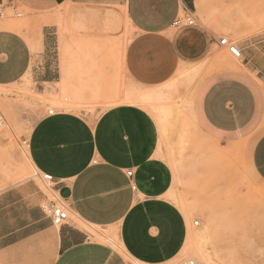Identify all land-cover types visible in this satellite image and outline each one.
Masks as SVG:
<instances>
[{"label": "crops", "instance_id": "0c3cea01", "mask_svg": "<svg viewBox=\"0 0 264 264\" xmlns=\"http://www.w3.org/2000/svg\"><path fill=\"white\" fill-rule=\"evenodd\" d=\"M87 3L125 6L132 36L121 61L134 85L149 91L171 85L177 74L208 60L196 77L194 121L210 138L245 142L247 166L264 184V0H0V7L22 8L32 17ZM189 16L192 24H174ZM19 32L0 29V85L28 73L38 87L56 83L53 33L42 27L33 47ZM221 38L241 51L237 64L226 55L221 59L218 51H227ZM26 154L30 168L58 182L55 192L78 221L57 229L51 264H129V258L164 264L183 249L188 224L172 202L174 174L148 110L115 104L97 117L76 110L45 115L30 131ZM43 201L35 182L9 186L0 179V264H47L56 232ZM88 228L105 230L95 233L114 238L121 248L96 239Z\"/></svg>", "mask_w": 264, "mask_h": 264}, {"label": "rangeland", "instance_id": "374dc122", "mask_svg": "<svg viewBox=\"0 0 264 264\" xmlns=\"http://www.w3.org/2000/svg\"><path fill=\"white\" fill-rule=\"evenodd\" d=\"M123 9L125 6L117 3L66 4L51 13L30 17L25 9L0 7V29L20 31L35 47L42 27H47L57 43L56 83L38 87L28 73L15 83L0 85V114L4 119L0 129V179L9 186L35 182L44 196V209L57 195L47 189L26 160L30 131L43 116L76 110L97 117L115 104H133L148 110L156 120L155 115L169 105L174 110L164 123L166 134L161 147L163 159L168 164L167 156L173 160V166L169 164L174 174L172 202L178 207L175 200L183 203L188 211L187 217L179 207L186 217L190 240L164 264H264V184L247 166L245 142L210 138L194 121L191 102L198 79L178 86L174 103L158 97L147 103H124L126 93L152 96L165 86L149 91L125 77L121 59L132 29ZM218 53L222 60L226 55L237 64L226 50ZM207 62L196 67L203 69ZM65 72L66 84L62 83ZM114 94L117 98L110 96ZM68 217L67 222L76 226L78 221L70 213ZM51 226L55 232L60 228ZM95 231L87 229L88 234ZM52 239L50 236L47 245V264L58 252L57 232L56 244Z\"/></svg>", "mask_w": 264, "mask_h": 264}, {"label": "bare ground", "instance_id": "6f19581e", "mask_svg": "<svg viewBox=\"0 0 264 264\" xmlns=\"http://www.w3.org/2000/svg\"><path fill=\"white\" fill-rule=\"evenodd\" d=\"M127 22V21H126ZM128 23V22H127ZM129 24V23H128ZM237 60V59H235ZM228 65V64H227ZM225 66V65H224ZM233 66V65H232ZM233 68V67H232ZM69 73V72H68ZM200 73V68L199 67H192L190 69H187L179 74H177V77L176 79L171 82H173V84L171 85H167L163 88V90L160 91V93L158 94H154L151 96L149 95L148 93L146 94H143V95H137V96H132V95H127L126 94V97H125V101L124 103H147V101L153 99L155 100L156 97H158V99H161V100H165V101H168V102H172L174 103V100L176 98V94H177V89H178V86L180 85H189ZM62 83H65L68 81V74L65 72V75L63 74L62 75ZM79 93V92H78ZM77 93V94H78ZM155 95V96H154ZM159 95V96H157ZM78 97V96H77ZM77 99V98H76ZM122 103V102H121ZM64 108H69L71 109L70 107H68V105H62ZM166 109L161 111L160 113L158 112L156 115H155V118L159 124V132H160V135H161V139H164L165 137V134H166V130H165V126H164V123L166 121V119L171 115L172 111L174 110L173 108H170L169 105H166L165 106ZM68 109V110H69ZM177 110V109H176ZM177 112V111H176ZM52 113V112H51ZM27 156V154H26ZM27 158V157H26ZM167 160L169 162L170 165L173 166V160L171 159V157H168L167 156ZM34 169V167H32ZM29 169V168H28ZM35 170V169H34ZM36 171V170H35ZM175 202L179 205V207L181 209H183V211L185 212L186 216H187V209L184 207L183 203L179 202V201H176ZM70 213V212H69ZM188 217V216H187ZM195 225H197V223H195ZM91 232V231H90ZM95 238L101 240V241H108L113 244V246L115 248H121V246L119 245V243L114 239V238H110L108 237V235H105V234H96L95 232L91 233ZM196 237V236H195ZM199 241L201 239L200 235L198 237ZM189 237L187 235V239L186 241H189ZM186 243V242H185ZM187 245V243H186ZM185 246V245H184ZM184 248V247H183ZM129 261H131L132 263L134 264H140L132 259L129 258ZM130 263V262H129Z\"/></svg>", "mask_w": 264, "mask_h": 264}, {"label": "built area", "instance_id": "2783aa9c", "mask_svg": "<svg viewBox=\"0 0 264 264\" xmlns=\"http://www.w3.org/2000/svg\"><path fill=\"white\" fill-rule=\"evenodd\" d=\"M184 19V22L186 24H192L193 23V18L191 16L186 17V18H182L179 19L177 21H175V25L178 26L180 25V23H182ZM219 45L222 47H225L227 49V51L229 52V54L234 58V59H241V51L238 49V47L234 44L228 41V39L226 38H221L219 40ZM49 114H52L51 112H49ZM4 124V119L3 116L0 114V129L2 128ZM133 175V171L132 170H127L126 171V176L128 178H131ZM40 178L42 180V182L46 185L47 189L53 193L56 194L55 192V185L58 184V182L55 181V179L48 174H41ZM133 190H135L134 186H131ZM45 211L48 214L49 218L51 219V222L53 225L55 226H61L64 225L68 220V213L69 210L67 208V206L64 204V202L59 198V196L57 195V199H55L54 197V201H50L48 203V205L45 206Z\"/></svg>", "mask_w": 264, "mask_h": 264}]
</instances>
